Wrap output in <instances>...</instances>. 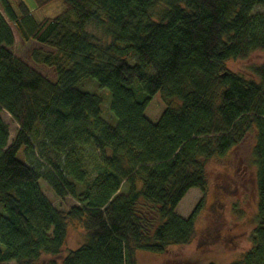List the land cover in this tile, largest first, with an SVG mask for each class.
Wrapping results in <instances>:
<instances>
[{
  "label": "trees",
  "instance_id": "16d2710c",
  "mask_svg": "<svg viewBox=\"0 0 264 264\" xmlns=\"http://www.w3.org/2000/svg\"><path fill=\"white\" fill-rule=\"evenodd\" d=\"M13 1L0 0V264H136L137 252L188 245L200 206L186 219L176 208L228 153H245L257 193L252 247L232 264H264V63L257 79L227 68L264 53L253 13L264 0H34L63 5L40 22ZM12 26L52 50L33 59L55 83L13 55ZM87 81L109 94L110 119ZM158 94L166 109L152 123ZM41 181L75 205L54 207ZM71 222L84 241L62 257Z\"/></svg>",
  "mask_w": 264,
  "mask_h": 264
},
{
  "label": "rangeland",
  "instance_id": "374dc122",
  "mask_svg": "<svg viewBox=\"0 0 264 264\" xmlns=\"http://www.w3.org/2000/svg\"><path fill=\"white\" fill-rule=\"evenodd\" d=\"M12 1V0H11ZM31 12L33 19L40 22L43 19L54 18L62 10L61 2L56 1L44 8H37L34 0H21ZM17 11V0L12 3ZM18 13V12H17ZM253 13L264 14V6L253 9ZM14 44L13 55L22 63L42 75L51 83L56 82L53 68L38 65L33 59V53L38 51L52 52L35 42H23L12 26ZM264 63V53L254 52L245 61H230L227 68L246 78H255L251 68ZM82 89L92 91L104 97V119H110L108 112L109 94L100 89L95 81L82 84ZM166 109V102L161 95H156L145 110V117L156 123ZM3 121L9 128V143L12 142L18 130L10 116L1 113ZM18 159L30 165L33 160L26 152L20 151ZM245 153H228L221 159H212L205 166L206 188L204 191L191 189L176 208V213L186 219L200 206L192 241L185 246H170L164 254L137 252L136 264H232L239 261L252 247V233L256 228L257 193L254 185V168H245ZM41 188L54 207L67 212L75 202L70 198L58 200L51 189L43 181ZM84 241L81 225L78 222L68 224L67 237L62 250V257L69 251L76 250Z\"/></svg>",
  "mask_w": 264,
  "mask_h": 264
}]
</instances>
